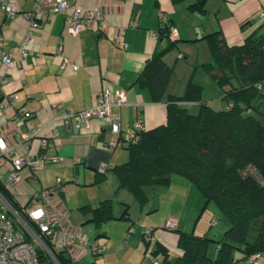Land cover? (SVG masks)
<instances>
[{
	"label": "crops",
	"instance_id": "obj_1",
	"mask_svg": "<svg viewBox=\"0 0 264 264\" xmlns=\"http://www.w3.org/2000/svg\"><path fill=\"white\" fill-rule=\"evenodd\" d=\"M196 1L77 0L82 10H100L101 31L86 26L71 33L62 14L41 17L28 45L33 55L22 61L16 50L13 67L0 63V74L7 77L0 89V101L5 100L6 93L15 94L8 105L1 107L0 136L10 151L1 156L0 179L9 174L11 159L16 155L29 153L35 159L41 155L62 157L57 163L23 166L16 180L2 182L22 209L44 203L48 212L59 211L50 242L55 250H65L73 264H161L160 252L151 255L156 246L173 257L180 251L178 233L190 232L191 223V231L197 233L195 227L202 219L204 200L186 179L173 176L169 185L148 191L141 205L132 192L118 186L113 172L115 165L128 159V133L136 121L146 128L165 121L166 102L152 101L148 90L135 83L144 61L163 43L157 37L163 22L169 21V36L175 40L163 57L173 67L167 91L179 94L191 67L196 66L203 75L205 70L199 64L211 59L206 35L219 31L227 44H238L264 19L260 14L264 12V0H204L201 7L192 6ZM16 6L19 13L11 18L0 9V37L7 46L17 45L26 33L28 20L21 12L31 11L34 0H16ZM191 54L195 61L180 65L183 71L186 68L182 80L174 67L179 64L178 58L188 59ZM206 73L215 86L214 97L224 102L221 108L229 107L230 103L221 98L218 84ZM190 78L203 90L201 79L196 80L194 75ZM105 88L125 90L126 103L111 107V116L118 121L116 130L97 116L85 127L67 125L57 118L56 104L85 109L95 104ZM202 99L209 104L212 98L202 94ZM188 105L196 106L194 102ZM20 107L26 118L14 119ZM109 139L117 141L113 149L107 146ZM47 187H52L53 193L45 201L42 191ZM34 194L36 199H32ZM102 201L106 214L95 210ZM169 217L176 219V230H159ZM146 227H153L152 239L144 233ZM72 232L86 238L85 249L76 243L62 245ZM90 244L100 251L93 253ZM234 264L247 263L240 260Z\"/></svg>",
	"mask_w": 264,
	"mask_h": 264
},
{
	"label": "trees",
	"instance_id": "obj_2",
	"mask_svg": "<svg viewBox=\"0 0 264 264\" xmlns=\"http://www.w3.org/2000/svg\"><path fill=\"white\" fill-rule=\"evenodd\" d=\"M170 31L169 21L163 22L157 33L163 43L144 61L135 80L152 101L166 102L165 121L136 130L126 145L128 159L113 172L118 186L132 192L141 205L148 191L169 185L173 176L182 177L202 194L203 208L213 201L227 221L219 239L206 232H179L180 251L173 257L156 246L151 255L160 252L162 264H234L264 251V19L238 44H227L219 31L205 36L211 59L201 67L220 87L221 98L230 103L227 108L210 106L202 99V86L191 78L181 93L167 91L173 67L163 57L175 45ZM190 102L196 112L189 111ZM0 191L22 210L1 179ZM103 204L95 210L105 212ZM38 253L51 263L42 249ZM54 253L59 264H73L65 250Z\"/></svg>",
	"mask_w": 264,
	"mask_h": 264
},
{
	"label": "built area",
	"instance_id": "obj_3",
	"mask_svg": "<svg viewBox=\"0 0 264 264\" xmlns=\"http://www.w3.org/2000/svg\"><path fill=\"white\" fill-rule=\"evenodd\" d=\"M77 0H34V6L31 11L21 12L28 20V27L24 36L17 45L7 46L5 39L0 37V63L11 68L16 63L15 51H20V59L26 61L28 57L33 55V51L28 47L33 41V33L39 26V19L44 17L49 19L53 14H62L67 23V29L71 33H76L83 27H94L96 31L103 28V17L98 8L82 10ZM0 9L7 17H13L19 13L16 0H0ZM264 16V12L260 13ZM3 27V26H2ZM75 68L76 65L72 63ZM7 83V77L0 74V89H3ZM14 93H6L5 100L0 101V113L3 105H8L14 98ZM126 103V94L124 89L111 91L107 88L101 90L98 94L95 104L91 107L76 110L62 104L55 105L56 116L65 124L73 123L76 127L87 126L93 116L101 117L111 124L113 130L118 128V121L111 116V107L113 105H123ZM14 119H25L24 108H18L13 115ZM144 124L139 120L131 127L128 136L132 138L136 135V130L143 129ZM45 140H42L44 144ZM117 145L115 139H109L107 146L113 149ZM10 151L6 145L4 138L0 136V167L1 156ZM62 160L58 155L46 157L41 155L33 158L31 154L24 153L16 155L11 159V169L3 182L14 181L17 178L18 171L23 166L36 167L40 163H57ZM53 193L52 187H47L42 191L45 201L47 197ZM34 194L32 199H36ZM59 211L50 213L46 204H32L27 209L19 210L15 208L10 201L0 191V264H59L54 253V247L50 242V238L56 230L58 224ZM176 219L167 218L162 227L166 229H174ZM131 227L128 231H131ZM153 227H146L144 233L149 239H152ZM74 237H76L75 241ZM73 243L81 249H85L87 245L86 238L78 233H69L62 242V245L69 246ZM38 248L42 249L51 261H43L38 253ZM89 249L93 253L100 251V248L90 244ZM264 259V251L256 252L249 255L246 259L247 264H256ZM129 264V263H126Z\"/></svg>",
	"mask_w": 264,
	"mask_h": 264
},
{
	"label": "rangeland",
	"instance_id": "obj_4",
	"mask_svg": "<svg viewBox=\"0 0 264 264\" xmlns=\"http://www.w3.org/2000/svg\"><path fill=\"white\" fill-rule=\"evenodd\" d=\"M177 61L179 64L176 65V67H174L175 73H179L180 76L178 78H182V80H183L182 76L185 74L186 68L183 71L182 67L180 65L184 64V65L188 66L187 64L189 62L193 63L195 61V55L191 54V56L188 59L178 58ZM199 66L201 67V64H199ZM201 73H202V71L200 69H197L196 66H194L193 69L191 67L189 74H187V76L184 79V84H186L187 81L189 80L188 79L189 76L191 77L194 75V78L196 80L201 79L203 81V83H202V85H203V90H202L203 96L207 97V98H212V99H210L209 104L214 109L221 108L220 105H223L224 102H222L220 99L214 97V95L216 94L214 84H212L213 86L210 84L211 79L206 75L207 73L205 71L203 72L204 73L203 75ZM184 87H185V85H184ZM196 110L197 109L195 106L189 108L190 112H196ZM203 200H204V198H203ZM134 207H135V209H138V208H136V206H134ZM202 212H204L202 215V219L198 222V226L195 227V231L197 233L208 232V234H210V235L215 234L216 235L215 237L219 239L222 235L223 230L225 228H227V226H228L227 221L221 215V213L219 212L217 206L215 205V203L213 201L208 202V205L206 206V208H203ZM205 218H206V222L204 223ZM117 221H119V220H117ZM192 229H193V224L191 223V225L189 227V231H191ZM160 260H161V258H160ZM160 263L162 264V262H160Z\"/></svg>",
	"mask_w": 264,
	"mask_h": 264
}]
</instances>
